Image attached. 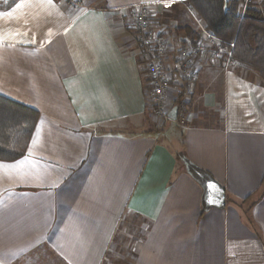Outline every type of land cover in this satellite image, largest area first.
<instances>
[{"label": "crops", "instance_id": "0c3cea01", "mask_svg": "<svg viewBox=\"0 0 264 264\" xmlns=\"http://www.w3.org/2000/svg\"><path fill=\"white\" fill-rule=\"evenodd\" d=\"M0 0V95L37 110L27 155L0 162V264H105L124 220L133 264H264V87L207 65L172 79L160 133L129 10L146 4L171 50L200 18L187 0ZM201 21V20H200ZM226 192L204 191L179 158Z\"/></svg>", "mask_w": 264, "mask_h": 264}, {"label": "built area", "instance_id": "2783aa9c", "mask_svg": "<svg viewBox=\"0 0 264 264\" xmlns=\"http://www.w3.org/2000/svg\"><path fill=\"white\" fill-rule=\"evenodd\" d=\"M71 8H83L82 0H63ZM242 19L253 14L264 22V0H236ZM129 18L139 46L140 62L148 76L151 111L158 130L163 133L170 119L168 107L172 79L180 78L187 91L193 90L200 78L201 69L207 65L234 68L238 63L233 57V45H224L202 21L197 22L196 37L177 50H171L166 38L152 22L150 9L138 4L129 10ZM184 115L178 113V119Z\"/></svg>", "mask_w": 264, "mask_h": 264}, {"label": "trees", "instance_id": "16d2710c", "mask_svg": "<svg viewBox=\"0 0 264 264\" xmlns=\"http://www.w3.org/2000/svg\"><path fill=\"white\" fill-rule=\"evenodd\" d=\"M206 28L224 45H233V57L246 69L257 72L264 87V22L257 15L242 19L236 0H187ZM189 39L196 33L188 30ZM181 109L183 101H178ZM40 120L37 110L0 95V162L12 163L24 158ZM187 172L201 186L200 175H208L181 154ZM209 208L202 203V215Z\"/></svg>", "mask_w": 264, "mask_h": 264}, {"label": "rangeland", "instance_id": "374dc122", "mask_svg": "<svg viewBox=\"0 0 264 264\" xmlns=\"http://www.w3.org/2000/svg\"><path fill=\"white\" fill-rule=\"evenodd\" d=\"M242 67V66H238ZM244 67H242L243 69ZM246 69V68H244ZM251 72L250 69H246ZM257 73V72H256ZM187 103L184 101L181 105V111L185 112ZM141 223L135 220L133 217H128L124 220L123 226L120 230L116 242L112 246L111 253L108 255L105 264H133L134 263V250L133 246L136 241V237L133 235H139L137 227H141Z\"/></svg>", "mask_w": 264, "mask_h": 264}, {"label": "water", "instance_id": "95a60500", "mask_svg": "<svg viewBox=\"0 0 264 264\" xmlns=\"http://www.w3.org/2000/svg\"><path fill=\"white\" fill-rule=\"evenodd\" d=\"M179 109L174 108L169 116L172 121H177ZM186 169L188 166L185 164ZM204 191L203 202L209 209H224L226 207V192L224 187L217 183L210 175H200Z\"/></svg>", "mask_w": 264, "mask_h": 264}]
</instances>
